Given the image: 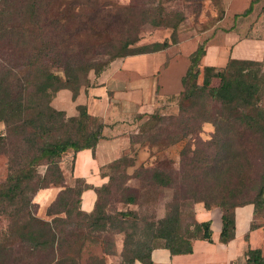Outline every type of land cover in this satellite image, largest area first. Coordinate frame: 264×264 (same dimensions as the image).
Instances as JSON below:
<instances>
[{
    "label": "trees",
    "instance_id": "16d2710c",
    "mask_svg": "<svg viewBox=\"0 0 264 264\" xmlns=\"http://www.w3.org/2000/svg\"><path fill=\"white\" fill-rule=\"evenodd\" d=\"M51 1L0 0V29L8 30L7 34L14 33L21 25L20 22L18 27L15 25L16 17L31 25L41 23L56 25L59 22L65 24L70 20V16L78 18V15L85 12V20H80L79 23L86 25L85 28L88 27L90 31L100 33L101 30L107 35L102 45L103 52L99 53L105 58L99 57L85 63L86 82L84 83L80 82L76 69L74 70V67L68 63L64 68V79L56 73H45V78L38 83L35 92L41 97L46 96L47 90H50L52 93L45 98L46 103H28L25 100L26 93H23L27 89L26 85H22L20 89H15L14 86L17 93L11 95L8 83L0 77V121L11 124L15 119H21L24 112L31 110L33 119L28 121V124L32 132L39 133L41 137L47 133L48 124L53 126L57 123L59 125L70 124L74 129V136H71L73 133L67 130L69 135L65 137L56 135L52 140L44 137L37 154L29 159L28 166L19 170L10 169L6 179L0 183V205L6 203L13 207V210L8 213L13 223L18 222L24 205L29 204L30 196L38 188L47 187L49 183H55L61 179V171L56 163L57 158L67 150L75 153L85 148L93 149L98 140L103 137V124L87 112L86 106L77 105L78 114L75 116H66L64 111L54 109L50 105L54 93L67 88L71 91L72 98L75 99L80 87L89 84L87 72L90 69H93L95 75H99L116 58L163 50L177 41V23H163L161 19H151L149 23L154 28H171L170 36L162 41L136 45L140 39L138 34L140 29L138 25L130 22V9L109 0H59L60 4L56 12H50L47 9ZM113 30L114 33H111ZM61 43L66 44L64 39ZM204 54L205 41L199 43L196 49L188 55L189 65L181 77L179 110H183L181 104L183 100L192 99L196 93H199L198 96L203 99L209 98L219 102L221 111L212 116H204L202 119L203 122H211L214 126L212 136L206 141V145L212 147L211 152L207 153L208 158L196 160L193 156L187 157V151L181 153L186 157L181 164L184 172L183 178L191 177V184L194 186L186 192L190 198H194L193 203L201 204L205 209L220 208L222 227L219 240L221 242H227L234 236L235 208L248 203L252 204L254 217L244 235V240L247 241L249 232L262 225L258 223V219H264V172L254 196L244 203L238 202V193L241 191L238 187L225 186L222 194L210 199L205 192L211 191L212 193L219 187L221 165H223L221 154L226 141L234 136H247L259 140L264 151V106L259 102L261 89L264 86V74L260 73L264 62L229 58L225 66L221 68L200 67V60ZM252 66H256V69L253 70ZM200 74L202 78L201 82H198L197 78ZM213 78L219 79L216 87L210 86ZM195 105L196 103L192 101L190 108ZM162 116L153 113L149 115V118L160 121L163 119ZM26 123L27 121H23V134L27 130ZM191 128L189 127L188 130L191 131ZM139 133L140 131L137 135ZM188 134L189 132L183 133L164 144L163 147L184 139ZM132 140L138 141L135 135L132 136ZM3 144H5L4 138L0 137V145ZM149 146H152L151 142ZM124 158L111 163L107 168H111ZM41 160L46 161L47 167L43 175H38L35 170ZM139 167L148 169L150 180L158 186L168 187L175 184L171 173L158 167H147L145 162ZM209 174L213 176L214 184L208 186ZM55 177L57 179L53 180ZM33 180H36L37 184L31 188L30 184ZM76 181L82 182L83 185L77 188L75 186L64 187L56 201L48 207L47 214L53 216L51 221L32 216L22 226L15 227L21 238L33 241L35 248L41 249L40 242L48 240V246L55 247L61 253L55 264H80L74 257L65 256L63 251L66 250L63 249L79 244V251L85 243L101 247V255L89 257L86 264H106L104 256L115 253L113 236L117 233L123 234L119 264H134L136 260L143 264H151V251L155 247L162 246L171 254H181L192 251V241L195 239L211 240L210 221H197L194 216L190 221L184 220L182 208L185 205L179 201L180 196L177 191L161 218L140 214L134 210L108 212L97 200H95L93 209L85 212L80 207V194L87 185L82 179H76ZM106 183L94 188L96 199L97 193L106 187ZM27 191L30 192L29 196ZM128 200L131 202L134 198L131 197ZM2 250L0 248V251ZM242 264H264V255L259 248H251L248 245Z\"/></svg>",
    "mask_w": 264,
    "mask_h": 264
},
{
    "label": "rangeland",
    "instance_id": "374dc122",
    "mask_svg": "<svg viewBox=\"0 0 264 264\" xmlns=\"http://www.w3.org/2000/svg\"><path fill=\"white\" fill-rule=\"evenodd\" d=\"M120 6H127L130 9L129 18L139 27L140 39L136 45H142L152 40L155 29L149 21L151 19H161L163 23H177L176 33L179 25L185 22L188 29H195L196 32H208L222 18L223 10L220 0H109ZM59 0H52L47 9L56 12L59 7ZM86 13L77 16H70L65 24H46L31 25L27 21L16 17L15 25L20 28L14 33L7 34L6 29H0V77H3L11 90V95H16L15 89H20L26 85L23 91L25 100L28 103H46L45 98L51 95L47 90L46 96L36 95V86L45 78V73L52 72L64 79V68L66 64H71L76 69L81 83L86 82L85 63L92 61L103 52V43L107 35L90 31L85 28L80 20H85ZM145 21V22H143ZM6 25L7 21H6ZM84 26V27H83ZM169 30L171 28H168ZM209 30V31H210ZM171 31V30H170ZM114 33V30L111 32ZM70 35V36H69ZM178 38V37H177ZM64 39L65 43H61ZM164 40V39H163ZM162 41V40H161ZM253 70L256 66H252ZM171 79L183 73L176 67L170 66ZM93 72L90 69L87 74ZM260 73L264 74V67ZM202 75L197 78L201 82ZM176 84V81H175ZM180 84L177 80V85ZM219 84L218 78H213L210 86L216 87ZM15 86V89L13 88ZM182 101L183 110H179V98L181 92L174 96L171 107L164 109L160 121L148 119L140 125V133L134 134L139 144L146 143L149 154L146 160L147 167H158L172 174L175 184L173 186L162 187L154 184L149 178L148 169H141L136 166V156L138 150L132 147V156L116 163L111 168H107L110 179L97 193V201L103 205L108 212L134 210L140 214L152 215L155 218L164 216L168 204L173 200L174 195L179 194V201L184 203L183 218L190 221L194 216V210L199 204L193 203L194 198L186 192L191 187V177L183 178L182 161L186 158L182 156V151H187V157L207 159V153L211 152L212 147L206 145L214 132L211 122H203L204 116H212L221 111L219 102L209 98L198 96ZM196 103L190 108L191 102ZM260 104L264 106V86L261 89ZM189 120L188 123L186 121ZM33 119L32 111H26L21 119H15L11 124L0 121V137L4 138L5 144L0 145V183L3 182L10 169L19 170L27 167L29 159L37 154L42 145L43 138L54 139L56 135L65 137L69 135L67 130L73 133L72 125L57 123L54 126H46L47 133L43 137L39 133L32 132L28 121ZM23 121L26 123V132L23 134ZM22 125V126H21ZM18 127H20L18 129ZM189 127L191 131L188 130ZM142 132V133H141ZM189 132L188 136L167 147L164 144L174 138ZM152 146H149V143ZM72 150H67L56 159L58 168L61 171V179L55 183H49L47 187L38 188L30 196V202L24 205L17 223L11 222L10 213L13 207L3 203L0 205V264H55L60 256L55 247L48 246L49 241L40 242V248H35L31 240L21 238L16 226H22L26 220L36 216L44 221H51L52 215L47 214L48 207L56 201L62 189L67 187H79L82 182H77L70 177V162ZM150 153L152 154L150 156ZM213 155V152H212ZM183 157V158H182ZM223 165H221V176L218 189L213 192H205L209 199L224 192V187H238V202L244 203L250 200L261 182V175L264 172V151L261 142L247 136H234L224 143L221 154ZM47 167L45 160L36 166V173L43 175ZM139 172V173H138ZM213 176L208 175L207 185H213ZM55 177L53 180H56ZM33 180L30 187L36 186ZM182 185V186H181ZM30 192L27 191L29 196ZM74 194H72L73 196ZM182 196L186 198H181ZM76 197V195H74ZM133 197L134 201L129 202ZM212 201V199L210 200ZM62 215V214H61ZM115 242V253L105 255L106 264H119L121 260L123 234L117 233L113 236ZM80 243V241H79ZM37 245V244H35ZM79 244L73 247H65V256L74 257L80 264H86L89 257L100 256L101 247L96 244L85 243L79 250Z\"/></svg>",
    "mask_w": 264,
    "mask_h": 264
},
{
    "label": "crops",
    "instance_id": "0c3cea01",
    "mask_svg": "<svg viewBox=\"0 0 264 264\" xmlns=\"http://www.w3.org/2000/svg\"><path fill=\"white\" fill-rule=\"evenodd\" d=\"M222 18L208 32H196L182 23L177 29V41L163 50L132 54L116 58L99 75L89 73V84L81 86L75 99L67 88L54 93L50 105L66 116L78 114L77 105L103 124V137L95 147L72 154L70 177L82 179L87 185L80 194V207L90 212L96 200L95 187L109 180L107 166L124 156H132V147L138 150L136 166L149 157L146 143L132 140L140 125L149 115L171 107L173 97L182 90L181 77L188 65V55L205 41V54L200 67H224L229 58L264 62V0H220ZM247 10V11H246ZM171 30V29H170ZM168 28L155 29L153 41H161L171 34ZM183 73L172 80L170 66ZM177 80L179 83L177 85ZM176 81V84H175ZM196 206L197 221H210L211 240L195 239L189 253L171 254L162 246L151 251V264H242L249 245L259 248L264 255V219L262 225L249 232L253 205L244 204L234 210V236L227 242L219 240L222 227L220 208L205 209ZM134 264H143L136 260Z\"/></svg>",
    "mask_w": 264,
    "mask_h": 264
}]
</instances>
